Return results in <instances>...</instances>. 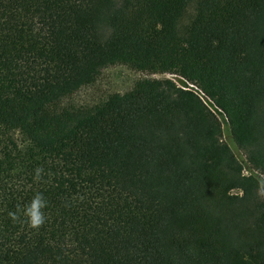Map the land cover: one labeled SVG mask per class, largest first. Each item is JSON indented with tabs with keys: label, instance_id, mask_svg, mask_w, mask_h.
<instances>
[{
	"label": "trees",
	"instance_id": "16d2710c",
	"mask_svg": "<svg viewBox=\"0 0 264 264\" xmlns=\"http://www.w3.org/2000/svg\"><path fill=\"white\" fill-rule=\"evenodd\" d=\"M263 194L264 0H0V264H264Z\"/></svg>",
	"mask_w": 264,
	"mask_h": 264
},
{
	"label": "rangeland",
	"instance_id": "374dc122",
	"mask_svg": "<svg viewBox=\"0 0 264 264\" xmlns=\"http://www.w3.org/2000/svg\"><path fill=\"white\" fill-rule=\"evenodd\" d=\"M164 77L171 78L179 86L187 85L186 81L176 74L149 73L146 71H137L129 68L126 65L117 64L103 68L100 76L93 84L80 88L71 96L70 100L77 104H92L104 98L109 93H123L129 90L135 83V81L139 79ZM205 101L211 106L212 110L221 122V137L223 141L228 143L231 150L246 167L247 165L243 151L238 148L229 137V129L225 116L219 111V109L214 107L209 100L205 99ZM244 173H248V171L244 169Z\"/></svg>",
	"mask_w": 264,
	"mask_h": 264
},
{
	"label": "built area",
	"instance_id": "2783aa9c",
	"mask_svg": "<svg viewBox=\"0 0 264 264\" xmlns=\"http://www.w3.org/2000/svg\"><path fill=\"white\" fill-rule=\"evenodd\" d=\"M187 85L186 86H181L183 88H187L190 90H193L195 93H197L200 97H202L203 100H205L206 98L203 96V93L197 88V86H195L192 83L186 82Z\"/></svg>",
	"mask_w": 264,
	"mask_h": 264
}]
</instances>
